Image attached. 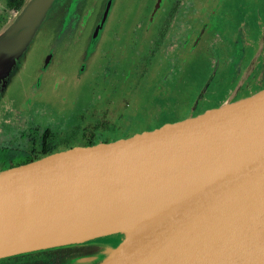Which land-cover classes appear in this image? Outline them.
I'll return each instance as SVG.
<instances>
[{
  "label": "water",
  "instance_id": "95a60500",
  "mask_svg": "<svg viewBox=\"0 0 264 264\" xmlns=\"http://www.w3.org/2000/svg\"><path fill=\"white\" fill-rule=\"evenodd\" d=\"M117 2L25 0L0 31L4 70L38 38L51 43L37 69L41 89L65 79L50 61L71 57L78 86L91 71L85 60L110 38L113 12L135 0ZM141 221L118 242L91 234ZM91 245L101 251L63 264H264V87L151 131L0 171V260Z\"/></svg>",
  "mask_w": 264,
  "mask_h": 264
},
{
  "label": "flooded vegetation",
  "instance_id": "af4514ba",
  "mask_svg": "<svg viewBox=\"0 0 264 264\" xmlns=\"http://www.w3.org/2000/svg\"><path fill=\"white\" fill-rule=\"evenodd\" d=\"M21 1L0 0V31ZM135 3L141 4V8L139 5L135 8ZM129 11L134 16L131 25L124 23L126 18L117 20V26L100 51L96 70L89 72V80L79 95L58 97L68 104L66 107L57 110L34 103L17 109L14 99L0 103L1 125L6 120L24 121L28 114L40 110L54 117L71 113L73 119L77 115L76 121L59 133L44 129L38 134L36 129L28 128L26 133L21 132V142L9 143L11 134L7 126L0 127V151L7 155L0 152V159L18 156L15 161L8 159L7 165L1 164L0 171L57 151L114 141L166 124L168 121L158 123L155 119L151 126L138 125L140 121L148 123L155 107L162 111L168 106L171 111L183 103V90L178 86L186 79L195 78L194 73L200 75L204 71L202 56L206 52L215 56L207 65L206 80L216 73L213 66L221 55L222 72L232 78L233 85L218 99L219 103L212 100L200 107L193 105L174 120L197 116L264 87V0H160L158 4L157 0H140ZM77 109L81 111L76 112ZM116 117L123 132L106 135L100 131L104 127L117 128V123L112 126ZM135 124L134 133H124V129ZM44 146H55V149L37 157ZM100 250V247L50 250L5 258L0 264H62Z\"/></svg>",
  "mask_w": 264,
  "mask_h": 264
},
{
  "label": "rangeland",
  "instance_id": "374dc122",
  "mask_svg": "<svg viewBox=\"0 0 264 264\" xmlns=\"http://www.w3.org/2000/svg\"><path fill=\"white\" fill-rule=\"evenodd\" d=\"M125 0H118V4L124 5ZM126 9L119 8L117 13L113 12L112 14V22H115V25L113 26L114 29L117 26V20H121L122 18H126L124 23H129L131 25L132 19H133V13L132 11H129L127 14ZM125 14V16H123ZM12 15V14H11ZM10 15V18H11ZM9 18V19H10ZM9 22V21H8ZM104 36V35H103ZM108 42V36H104L102 39V42L100 44V49L98 52L88 57L85 60V63H87L88 71H94L96 70V67L98 66L99 62V56L100 51L104 48L105 44ZM51 45L50 41L48 42H42L40 39H36L32 42L31 45L27 46L22 54L15 60L14 69L11 73L7 74V70H4L3 68V60L0 58V67L2 68V72L0 73L1 77L3 78V81H0V103L4 102L8 99H14L15 104L14 106L17 109H21L22 107H28L31 104H42L47 106H50L55 109H61L66 107L68 104L63 103V100L59 99V96L71 97L74 94L78 96L79 92L82 88H84L85 84L89 80V73L85 72L80 78L78 86L76 85V82L74 80L73 73H71L72 70H74L73 65V58L71 57L70 61L67 63H59V60L57 63L53 64L52 61H50V68L52 70H57L63 77H65L64 80L56 82V87H52L50 90L48 89L49 85L46 84L42 89L39 88L38 81L36 82L39 73L37 69H39V66L42 63V53L44 51L48 50V47ZM219 56V55H218ZM217 56L218 63L213 66V69H216V73L213 77L206 80L207 75L205 74V71L209 69L207 66L211 63V60L215 58L214 54H206L202 56L204 58V64L205 68L204 71L199 72L200 75L194 73L193 77L197 75L195 78L186 79L183 81L178 87H180V91L183 90V96L182 102L178 103L177 107L174 108V110L170 111V108L166 106V109H161L162 111H157L158 107H155L154 111L150 113L149 116L150 120L147 122L140 121L138 123L139 127L144 126H151L154 124L153 120H157L158 123L162 121H168L167 123L174 122L176 118L179 116H182L189 108L191 109L193 105H200L204 102H209L214 100L215 103H219V98H223L227 92L230 90V88L233 85L232 78L230 79L229 76L225 75L222 72V66L220 60H222V56ZM65 58L68 59V56ZM63 59V57H62ZM209 62V63H208ZM218 64V67L216 65ZM261 67V66H260ZM64 73V74H63ZM54 77V76H52ZM62 77V78H63ZM199 77V78H198ZM61 78V79H62ZM1 80V79H0ZM206 80V81H205ZM251 78L249 80L252 81ZM247 82V84L249 83ZM55 83V82H54ZM53 84V82H52ZM54 86V85H53ZM245 88V87H244ZM97 97H99V92H96ZM175 98V97H173ZM26 99V102L23 103V100ZM65 100V99H64ZM198 107L195 108V110L198 109ZM80 112V109H77L76 112ZM75 112V113H76ZM123 112V111H121ZM44 113V114H43ZM41 113V110L38 111L36 114H28L24 121L21 120H6L4 121V125L0 124L1 129L6 125L8 132L11 134L9 137V143L13 141H20L21 137L20 134L22 131L25 133L27 132L28 128L36 129L38 131V134H41L44 129H49L52 132H62L67 128V125L75 122L77 115L72 119V114L68 113L65 117L59 116L54 117L50 115L48 112ZM74 113V114H75ZM162 118H159L161 117ZM174 120V121H173ZM153 121V122H152ZM23 122V123H22ZM117 123V128H112L111 130H108V127L102 128L100 131H102L104 134H119L118 132H123V128H119L117 117L113 120L112 126H115ZM109 124V123H108ZM108 124H104L105 126H110ZM20 128V129H19ZM19 129V130H18ZM136 131V124L132 127H127L124 129V133L131 134ZM111 135V134H110ZM26 141V138H25ZM21 142V141H20ZM3 156H7L3 153V151H0ZM18 156H12L0 159V165L8 164V159H17Z\"/></svg>",
  "mask_w": 264,
  "mask_h": 264
},
{
  "label": "bare ground",
  "instance_id": "6f19581e",
  "mask_svg": "<svg viewBox=\"0 0 264 264\" xmlns=\"http://www.w3.org/2000/svg\"><path fill=\"white\" fill-rule=\"evenodd\" d=\"M147 222H126L103 227L91 232L95 238L108 242H118L128 235L138 232ZM99 236V237H97Z\"/></svg>",
  "mask_w": 264,
  "mask_h": 264
},
{
  "label": "trees",
  "instance_id": "16d2710c",
  "mask_svg": "<svg viewBox=\"0 0 264 264\" xmlns=\"http://www.w3.org/2000/svg\"><path fill=\"white\" fill-rule=\"evenodd\" d=\"M25 0H22L20 3H18L17 5H16V7H17V10L22 6V4H23V2H24ZM135 1H140V0H135ZM148 1V0H147ZM135 5V8L139 5V4H134ZM139 7L141 8V4L139 5ZM16 10V11H17ZM91 143H93V142H91ZM45 148H43L42 149V151L41 152H39L38 154H37V157H39V156H42V155H45V154H49V153H51V152H53L54 151V149H55V146H44ZM27 161H29V160H27ZM84 247H87V248H90V247H93V248H99V246H96V245H91V246H84ZM74 248H83V247H73V248H61V249H52V250H64V249H74ZM101 248V247H100ZM45 251H50V250H45ZM101 251V250H100ZM38 252H43V251H38ZM38 252H34V253H29V254H35V253H38ZM98 253V252H97ZM29 254H24V255H29ZM95 254V253H94ZM89 255H91V254H89ZM17 256H22V255H17ZM86 256V255H85ZM13 257V256H12ZM5 259V258H4ZM2 260V259H1ZM66 262V261H65ZM64 263V262H63ZM62 263V264H63Z\"/></svg>",
  "mask_w": 264,
  "mask_h": 264
}]
</instances>
